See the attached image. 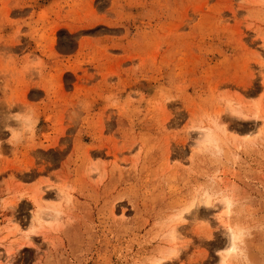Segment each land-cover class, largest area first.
<instances>
[{"label": "rangeland", "instance_id": "rangeland-1", "mask_svg": "<svg viewBox=\"0 0 264 264\" xmlns=\"http://www.w3.org/2000/svg\"><path fill=\"white\" fill-rule=\"evenodd\" d=\"M160 263L264 264V0H0V264Z\"/></svg>", "mask_w": 264, "mask_h": 264}, {"label": "bare ground", "instance_id": "bare-ground-1", "mask_svg": "<svg viewBox=\"0 0 264 264\" xmlns=\"http://www.w3.org/2000/svg\"><path fill=\"white\" fill-rule=\"evenodd\" d=\"M212 130V129H210ZM213 132V130H212ZM211 131H209L208 129L202 133V136H201V143L203 144H210L212 142H214L215 140H217L216 138H214L215 136L213 135L214 133H212ZM229 203L228 201H225V203ZM210 203V200H206L205 201V204H209ZM189 210V208L187 209ZM56 212V215L59 214V211L58 210H55ZM38 223L41 225V219L39 218V216L36 217ZM184 219V215L183 214H180L179 215V218L178 220H183ZM38 228V224L34 227H32L31 231L34 232L36 229ZM173 237H175L174 235H172ZM229 236H230V241H229V245H228V248L226 250H228L227 252H231V251H235L236 249V241L239 239V236L236 234L235 230L234 229H230V232H229ZM175 250L172 252L174 255L176 254ZM224 259L225 257H222V261L224 262ZM161 264V263H160Z\"/></svg>", "mask_w": 264, "mask_h": 264}, {"label": "clouds", "instance_id": "clouds-1", "mask_svg": "<svg viewBox=\"0 0 264 264\" xmlns=\"http://www.w3.org/2000/svg\"><path fill=\"white\" fill-rule=\"evenodd\" d=\"M13 136H15V133H13Z\"/></svg>", "mask_w": 264, "mask_h": 264}, {"label": "crops", "instance_id": "crops-1", "mask_svg": "<svg viewBox=\"0 0 264 264\" xmlns=\"http://www.w3.org/2000/svg\"><path fill=\"white\" fill-rule=\"evenodd\" d=\"M52 195H54V194H52Z\"/></svg>", "mask_w": 264, "mask_h": 264}]
</instances>
